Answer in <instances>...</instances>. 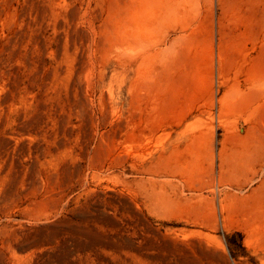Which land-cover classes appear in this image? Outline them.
I'll list each match as a JSON object with an SVG mask.
<instances>
[{
	"label": "rangeland",
	"instance_id": "rangeland-1",
	"mask_svg": "<svg viewBox=\"0 0 264 264\" xmlns=\"http://www.w3.org/2000/svg\"><path fill=\"white\" fill-rule=\"evenodd\" d=\"M0 264H264V0H0Z\"/></svg>",
	"mask_w": 264,
	"mask_h": 264
}]
</instances>
